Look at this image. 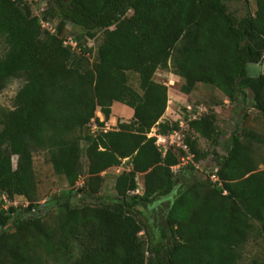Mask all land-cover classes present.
Listing matches in <instances>:
<instances>
[{"label": "trees", "instance_id": "16d2710c", "mask_svg": "<svg viewBox=\"0 0 264 264\" xmlns=\"http://www.w3.org/2000/svg\"><path fill=\"white\" fill-rule=\"evenodd\" d=\"M252 1L254 9L251 0H47L38 15L28 0H0V92L22 80L12 106H0V264H264L261 249L245 257L264 236V135L237 130L224 154L210 155L198 138L220 144L216 112L191 118L184 140L192 160L173 171L186 152L157 144L179 122L161 120L167 88L153 79L170 68L184 91L210 84L231 103L251 99L264 116V72L248 69L264 58V0ZM99 34L93 61L72 47ZM115 102L133 109L131 120L104 129ZM91 123L100 128L90 134ZM36 152L69 186L53 203L37 199ZM209 155L217 170L195 178L194 162ZM124 160L113 196H101L102 173ZM163 206L149 242L138 214Z\"/></svg>", "mask_w": 264, "mask_h": 264}, {"label": "rangeland", "instance_id": "374dc122", "mask_svg": "<svg viewBox=\"0 0 264 264\" xmlns=\"http://www.w3.org/2000/svg\"><path fill=\"white\" fill-rule=\"evenodd\" d=\"M47 0H28L31 5L33 14H41V10L45 7ZM230 9L233 11L235 9V5L229 3ZM251 8L254 9V2L251 0ZM240 15L243 14L242 9L238 12ZM46 26V25H45ZM48 27V25H47ZM76 30L71 25L67 26L66 29V37L69 40H74V35ZM100 34L95 39H84L81 42H72V47L76 51L86 52V55L90 58V60H95L96 58V49L100 43ZM89 48H93V52H89ZM2 47L0 45V56H2ZM249 73L252 75H256L257 73L264 72V58L260 64H248ZM156 83L166 87L172 88L174 91L173 95L171 92L168 91V105L166 108V112L164 113L165 116L161 118L163 121L168 122H179V128L174 132L167 134V135H160L162 138H158L159 144H164L165 147H169L171 145L180 146L182 142L185 143V136L187 135V121L193 117H199L202 114L210 113L211 111H215L217 114L216 117V125L218 131L223 138L219 143H212L209 140H206L202 137L198 138V147L203 150H207L210 155L215 151L216 153L224 154L225 151L221 145V142H224L225 135L230 132L241 131L242 129H252L258 132L261 135H264V116H261L260 113L256 111L252 107V100L248 99L245 102H235L231 103L228 100L227 102L223 101V93L218 90L217 88L211 86L210 84H203L197 83L196 86L190 91H184L182 89L183 80L171 72L169 69H158L154 75ZM22 80L19 78H12L8 81L7 85L4 89L0 92V106L3 107H11L13 103V98L21 85ZM130 84L134 87H137L138 82L135 74L130 75ZM197 90H196V89ZM189 93V102L188 98L186 99ZM191 93V94H190ZM222 93V94H221ZM176 96V97H175ZM191 101V102H190ZM189 104V105H188ZM122 103L116 102L112 106V116L111 121L107 122L106 125L104 124V129H110L116 127L117 122H128L131 118H127L126 113H130L132 116V108L130 106L125 105L127 112L122 109ZM169 107V108H168ZM95 116L98 117L100 121H103L104 117L103 114L97 110L95 112ZM100 127H94V123H91L88 128V132L91 134L95 132ZM155 129L153 128L150 134H155ZM149 134V135H150ZM195 134V133H194ZM197 135V134H195ZM85 148L86 143L85 141L81 142V159L84 165V169L86 167V159H85ZM188 148V147H187ZM262 149L264 152V144L262 145ZM186 155L183 156L180 160L179 164L172 166L173 171H177L179 167L186 165L188 162L192 160V153H190L189 149H184ZM208 156L203 161L199 163L194 162V170L193 176L197 179H202L206 176L207 170L209 171L210 168H216L214 161L212 160L211 156ZM16 156L12 157L13 165L16 164ZM33 167L34 173L37 181V199L40 203H47L52 202L54 199L63 194L64 190L67 189L69 186L64 179V177L57 175L52 167L50 162L48 161V157L43 152H36L34 153L33 157ZM123 167H127L128 163L125 161L122 165ZM260 169H264V165H260ZM116 168L106 172L104 175V181L102 184L101 189V196H107L111 198L113 196L114 191V180H115V172ZM122 170V168H117L118 173ZM215 170V169H214ZM85 173V172H84ZM85 174L82 175L79 180L77 181V185H80L83 182ZM139 183V192H141L140 185L142 184V178L137 179ZM2 200V195L0 194V201ZM74 201L76 199L73 198ZM16 206H26L27 202L21 198H15L13 200ZM10 203H6L5 205H9ZM161 209V210H160ZM164 206L157 209L155 211L153 208L145 211L144 214H138V217L141 218L147 224V230L149 232L146 235L149 242L154 241V238L159 236V225L162 221H164L163 217V210ZM165 211V210H164ZM49 217H47L44 222L50 223L53 217V213L49 212ZM249 248H247L248 252H245L246 261H248L257 251L260 249L263 250V260H264V236L262 238H258V241L254 243L253 241L250 242ZM48 259V258H47Z\"/></svg>", "mask_w": 264, "mask_h": 264}, {"label": "crops", "instance_id": "0c3cea01", "mask_svg": "<svg viewBox=\"0 0 264 264\" xmlns=\"http://www.w3.org/2000/svg\"><path fill=\"white\" fill-rule=\"evenodd\" d=\"M196 89V88H195ZM197 90V89H196ZM167 91L170 93H172L173 95H175L174 94V91L172 90V88H167ZM167 92V94H169ZM191 92V91H190ZM191 94V93H190ZM222 94V93H221ZM176 97V96H175ZM185 98L188 100V102H189V93H188V95L187 96H185ZM248 100V99H247ZM223 101L224 102H227L228 103V99H227V97H225L224 95H223ZM168 102H169V99H168ZM191 102V101H190ZM116 103V102H115ZM168 105V104H167ZM189 105V104H188ZM113 106V105H112ZM169 108V107H168ZM122 109H124L126 112H127V109L128 108H125V105H122ZM132 112V115H133V110L131 111ZM166 112V111H165ZM111 116H112V114H111ZM126 116H128L127 118H131L132 116L130 115V113H126ZM163 116H165V114L163 115ZM162 116V117H163ZM193 118H195V117H193ZM191 119V118H190ZM110 121H111V119H110ZM127 122V121H126ZM233 132H230V133H228V134H226L225 136V138H224V142H227V140L231 137V134H232ZM151 135H153V134H150V136ZM155 135V134H154ZM156 137H157V144L161 147L162 146V148H163V150H164V152L167 150V147H165L164 146V144H159L160 142H159V140H158V138H162V136H158V135H156ZM221 138H223V135H221L220 134V136H219V140L221 141ZM221 145L223 146V144H222V142H221ZM126 160H124V162H125ZM122 169L124 168L123 166H120ZM120 167H117V168H120ZM117 168H116V170H115V172H114V175L116 176L117 174H118V171H117ZM106 172H104V174H105ZM142 178V174H138V178ZM142 181H143V179H142ZM141 186H142V184L140 185V188H141Z\"/></svg>", "mask_w": 264, "mask_h": 264}, {"label": "built area", "instance_id": "2783aa9c", "mask_svg": "<svg viewBox=\"0 0 264 264\" xmlns=\"http://www.w3.org/2000/svg\"><path fill=\"white\" fill-rule=\"evenodd\" d=\"M45 25L47 26L48 23H44V26H45ZM48 27H50V26L48 25ZM71 44H72V42H71ZM94 127L96 128L97 125L94 124ZM180 146H181L183 149H188L184 142H182ZM215 170H217V169H215ZM211 179H212V180H217V176H216L215 174H212V175H211ZM3 198H4V200H5V197H4V196H3Z\"/></svg>", "mask_w": 264, "mask_h": 264}]
</instances>
